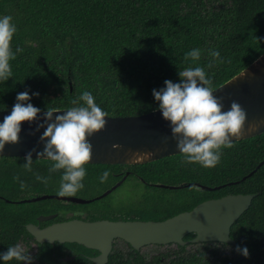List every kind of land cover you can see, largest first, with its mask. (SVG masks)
Listing matches in <instances>:
<instances>
[{"label": "trees", "instance_id": "16d2710c", "mask_svg": "<svg viewBox=\"0 0 264 264\" xmlns=\"http://www.w3.org/2000/svg\"><path fill=\"white\" fill-rule=\"evenodd\" d=\"M5 14L17 28L11 48L21 51L10 61L11 77L0 81V110H11L18 92L39 93L30 102L44 111L65 109L88 90L109 116L141 115L157 109L153 89L166 79L177 81V71L193 65L184 57L188 50L201 49L197 63L213 90L264 53V0H0V15ZM209 49L220 53L210 66ZM231 144L222 150L218 171L210 174L199 164H185L181 154L131 168L152 183L225 184L214 191L192 186L148 190L140 211L147 219L168 218L215 196L254 194L230 232L238 246L247 247V258L240 260L237 247L223 242L175 243L166 252L149 254L150 259L129 244L126 251L116 247L107 264H264V163L257 168L264 161V133ZM23 163V157L0 156V252L18 243L26 246L31 264H96L79 250L72 259L62 253L77 243L33 239L29 223H37L60 201L32 198L58 193L61 172L49 173L46 159L33 158L32 171H25ZM118 166L86 164L84 188L73 195L100 192L110 179L101 183L99 175ZM34 173L49 177L48 182L37 181Z\"/></svg>", "mask_w": 264, "mask_h": 264}, {"label": "clouds", "instance_id": "9594fccd", "mask_svg": "<svg viewBox=\"0 0 264 264\" xmlns=\"http://www.w3.org/2000/svg\"><path fill=\"white\" fill-rule=\"evenodd\" d=\"M16 24L10 15H0V81L11 77L10 61L15 59L11 41L16 33ZM212 62L220 58L218 50L209 49ZM185 59H191L192 66L177 71V81L164 80L163 87L152 90L156 108L168 123L171 137L185 164H199L203 168L215 167L221 158L222 150L230 148L231 138L240 135L246 121V112L236 101H232L227 110L219 98L213 95L211 79L199 63L201 49L192 48L184 53ZM39 93L33 92L31 96ZM27 91L18 92L8 115L0 122V152L6 144L19 142L22 122L31 124L39 120L37 130L43 128L39 141L42 150H30L24 156L22 167L32 171L33 156L43 157L50 162L48 172L60 171V196H71L84 188L85 165L90 161L92 145L87 137L105 128L108 113L95 102L88 90L70 101L64 110L46 108L40 116L41 108L34 106ZM56 113V115H54ZM35 179L47 183L49 177L34 173ZM109 176L104 170L98 177L103 183ZM14 180L19 178L14 176ZM24 188V182L19 181ZM236 251L248 257L246 246H238ZM15 260L31 264V257L20 244L10 245L0 252V264Z\"/></svg>", "mask_w": 264, "mask_h": 264}, {"label": "water", "instance_id": "95a60500", "mask_svg": "<svg viewBox=\"0 0 264 264\" xmlns=\"http://www.w3.org/2000/svg\"><path fill=\"white\" fill-rule=\"evenodd\" d=\"M213 95L220 99L224 106L223 110H227L230 103L236 101L246 112L244 128L239 136L231 138V142L264 133V53L214 89ZM9 112L10 110H0V122ZM40 116H43V111ZM105 120L106 125L102 131L87 137L92 145L91 158L87 164L136 165L180 154L176 142L171 137L168 123L161 117L158 109L135 116L107 115ZM38 123L39 120L31 124L22 122L19 142L6 144L0 156L24 158L30 150H42L43 144L39 137L44 129L37 130ZM36 151L32 152L33 158H37ZM263 163L264 161L257 168ZM254 197V194H230L219 199H210L190 211L163 221L71 220L55 223L46 228L29 224L27 229L41 244L78 243L98 250L99 255L93 258L96 264H107L113 249V241L117 238L139 249L149 244L184 245L187 243L184 237L195 233L193 243L223 242L238 247L230 236L231 227L250 207ZM243 258L244 256L240 254L239 259Z\"/></svg>", "mask_w": 264, "mask_h": 264}, {"label": "flooded vegetation", "instance_id": "af4514ba", "mask_svg": "<svg viewBox=\"0 0 264 264\" xmlns=\"http://www.w3.org/2000/svg\"><path fill=\"white\" fill-rule=\"evenodd\" d=\"M172 156H174V155H172ZM167 157H170V156H167ZM161 159H163V158H161ZM118 165H120V164H117V166ZM218 165L219 164H217L215 167L208 168L209 174L212 171L217 172L218 171V168H217ZM109 173H110V175H109L110 180L106 184H104L103 186H100V192L99 191L93 192L96 194L92 195V197H87V196L84 197L81 195L60 196V195H58V193L43 194L40 196L33 197L32 199L53 198V200L60 201V204H57V206H54V210L52 212L47 213L45 215L44 214L39 215L37 223H29V224H34V225L38 226L39 228H46V227L53 225L55 223H61V222H66V221H71V220H81V221H85V222H94V221H102V220L113 221V222H117V221H123V222L163 221V220H166L168 218L174 217L180 213L190 211L194 207H196L198 204H200L204 201H207L210 199H219L223 196L232 194V193H229V194H226V195H223L220 197L215 196V197L208 198V199L201 201L200 203L196 204V206H194L192 209L182 211V212L177 213V214L170 216L168 218L163 219L160 217V219H157V220L156 219H147L145 214H140V211L143 212L142 207L145 206V204H146V201L144 198V193L148 190H153V189L159 187V188H161V190H166V191L171 190L172 192H175L177 190L185 188L186 186H189V187L192 186L197 190L214 191V190L222 188L223 186H225V184L210 187V186H205L199 182L180 183V184H175V185L169 184L167 182L166 183L161 182V181H157V182L152 183V181H150V182L146 181L144 179V176L142 175V173L139 172L138 170L132 169L131 165H121V167L118 166V167L112 169L111 171H109ZM244 178L245 177H243L242 179H244ZM235 182L236 181L228 183V184H232ZM126 183H129L130 186L132 187V189L142 188L143 189V191H142L143 197L141 199H138L135 202H131L129 204L122 203L121 205H118V206H115L111 203H107L106 200L109 199L111 197V195H113L115 192H117L119 189H121L124 185H126ZM228 184H226V185H228ZM154 192L156 193V191H154ZM162 194L163 193L161 191L156 193V195L158 197H160V195H162ZM239 194H243V193H239ZM163 196L172 198L173 195H169V194L165 193V195H163ZM64 197L65 198H71L73 200H64L65 199ZM100 202H104V203H101L100 205L99 204L96 205L97 203H100ZM156 202H158V201H156ZM94 205H95V207H92ZM140 207H141V209H140ZM191 234H194V237L196 236L195 233H191ZM188 235H190V234H188ZM185 237H184V241H186L187 243L192 242V239H194V237H192L190 239H185ZM33 239L36 240L34 238V236H33ZM56 243H58V242H56ZM60 244H66V243H60ZM70 244H73V243H70ZM129 244L130 243L126 242L125 240H123L121 238H117L113 241L112 252L116 247L121 249V250L126 251L130 247ZM33 245H34V248L36 249L37 245L35 244V242L32 243V246ZM149 245L155 246V247H167V246L168 247L169 246L175 247V243H172V245H169V244H166V245L149 244ZM149 245H146V246L139 248L138 251L140 253H142L141 250H143L145 247H147ZM82 246L83 245L78 244L72 248L66 247L65 249H63L62 253L67 258L72 259L74 257V252L75 251L77 252L79 250L83 256L91 259L92 261H93V258L98 256L100 253L98 250H94V249H90V248H87L85 246L84 247H82ZM108 261H109V259H108Z\"/></svg>", "mask_w": 264, "mask_h": 264}, {"label": "rangeland", "instance_id": "374dc122", "mask_svg": "<svg viewBox=\"0 0 264 264\" xmlns=\"http://www.w3.org/2000/svg\"><path fill=\"white\" fill-rule=\"evenodd\" d=\"M142 191H143L142 188L132 189L130 184L126 183V185H124L121 189H119L117 192L111 195V197L107 199L106 202L111 203L115 206L121 205L122 203L129 204L131 202L137 201L138 199H141L143 197ZM101 203H104V202L97 203L96 205L98 204L100 205ZM92 207H95V205ZM33 248H34V245H33ZM171 248L172 246L155 247V246L149 245L141 251H142V254H145L146 256H148V259H150L149 254H155L157 252L159 253L160 251L166 252L170 250ZM23 249H27L25 245L23 246ZM190 249H195V246H190Z\"/></svg>", "mask_w": 264, "mask_h": 264}]
</instances>
